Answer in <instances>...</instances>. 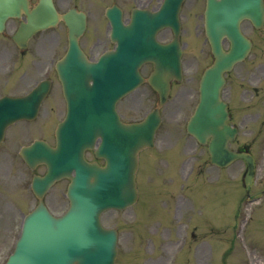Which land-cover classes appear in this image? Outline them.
I'll use <instances>...</instances> for the list:
<instances>
[{
    "label": "rangeland",
    "instance_id": "obj_1",
    "mask_svg": "<svg viewBox=\"0 0 264 264\" xmlns=\"http://www.w3.org/2000/svg\"><path fill=\"white\" fill-rule=\"evenodd\" d=\"M247 33L255 39L257 48L247 63L238 66L236 70H234V72L229 76V85L226 89V95L236 105L241 100H243V102L245 100L254 102L255 105L251 112L243 113L238 120L239 122L245 120L246 123L253 120L248 128H246L244 135L241 137L240 143L250 146L262 164L264 162V141L261 140L263 136V130H261V137L260 135H257V138L259 137L258 139H260L257 142L248 140L246 136H248V134L251 132L250 130L254 128V122L257 120V118H259V116L264 119V111L260 110L259 105H257L258 100L264 96V33H255L252 28H249ZM185 41L188 42V47L184 58L186 79L181 84V86L177 87L171 102L164 110V124L158 135L157 148L154 152L156 155L157 153L163 154L169 149L173 148L175 145L176 147L174 149L181 147L183 155H186L189 159L195 161L197 169L195 174L196 179H199L201 173L203 172L207 177V174L209 173L210 179L214 181L216 180L215 177L218 175V170L213 169L211 171L210 169L208 170V168L204 170L206 167L205 161H207L206 151L204 149L198 148L196 142L191 138H185V124L197 101L198 78L200 76L201 70H203V68L210 62L208 56L210 48L209 46H205V41L202 37L199 39H187ZM0 52L13 53L14 45L10 43V41H0ZM192 63L197 66H192ZM257 84L260 85L257 86ZM26 86L27 84L17 83L16 88L11 86V88L8 89L6 84L3 83V78L1 79L0 74V93L10 91L14 92L26 88ZM256 87L261 89L260 98H256L254 96L253 89ZM152 96L153 95L151 91H148L146 87L138 90L129 97L127 100L128 105L122 106L123 113L127 118L134 120L141 118L144 113L150 110L152 107L153 101L149 100L152 98ZM240 98L241 100H239ZM263 100L264 99H261L260 102L262 105L264 104ZM259 111H261V113H259ZM260 120L261 119H259V121ZM156 157L157 156H153V158H151L153 160L156 159ZM187 165L191 164L184 162L182 169H184V167ZM177 166L178 161L176 159L171 161L167 158L164 167L162 162L158 164V172L159 174L168 173L173 171V169L175 170ZM244 169L245 167L242 163H237L228 170L224 171L225 177H227L230 181H232V179L235 180L233 189H237V193L240 195V200L242 199L244 192L240 184L241 175L244 172ZM182 173L183 171L181 172V175ZM25 174L27 173H23V176ZM160 186L162 187V185ZM185 187L186 184L181 183L182 191L185 190ZM262 187L263 185H257L253 190L255 191L262 189ZM229 189L230 182H223L220 185H213L209 181L202 180L198 185L192 186L190 192L187 195L177 194L176 196L183 198L189 206L190 214L186 217V221L188 223L199 221L201 226L206 228L210 223L211 216L208 212V205L210 203L209 190L226 192ZM181 190L178 188L177 192L180 193ZM5 197H7V194L2 187L0 192V203ZM49 203L51 204L54 211L58 212L62 210L58 190H56L50 196ZM263 205L264 199L259 203V205H253L252 207L255 210L257 207L261 208ZM5 206L6 203L0 210V219L2 218V222L0 221V229L2 228V232L0 233V260L3 257L4 261L10 254L14 240L20 231V225L22 221L21 215L6 213ZM181 207H184V203H182ZM222 207L224 208L223 210L227 215L224 223H222L220 227L211 226L210 230L208 231L209 233H207L206 236L200 234V237L195 238L193 242L189 243L187 250L191 248L194 249V251L193 254L192 251L187 252L190 259L187 260L186 264H213V262L216 264L217 259L215 257V261L213 260L210 247L207 244L208 241L215 248L216 255L219 254V256H221V259L224 252L234 246L233 250L227 256V264H264V249L257 250L253 245L248 244V241L251 237L250 234H252V227L250 228L245 226L243 228L242 225L241 230V237L245 238L248 251H246V248L244 247L245 245L238 239L239 235L235 232V230H232V227L236 224V220L238 222L240 221V218H236V220L234 219L235 215H244V210L247 206H231V202L227 200V202H225ZM262 209L264 210V206ZM141 210L143 212V233L147 234L149 232V228L157 224L158 221L155 216V211L148 210V206L145 202L141 205ZM173 210L174 204L171 206L170 210L165 211V214L169 219L170 217L172 219ZM158 211L164 213L162 206L158 208ZM184 212L185 209L183 213ZM181 216V211L176 213L174 226H167L164 228L159 227L158 229L154 228L152 230V240L150 239V241H146L143 246L144 256L146 258H144L140 252L139 254L143 258L138 256V252L136 254L133 253L135 239L139 232L138 230L132 228L134 214L131 210L121 214L120 216H117L116 213L109 212V214L104 217V223L107 226L114 227L119 224V221L122 220L123 217H131L130 227L127 226V228L122 231L123 233L121 235L120 263L137 264L140 261V264H172L176 256L179 255L175 253L176 244L179 238L187 237L188 241L190 235L192 234V229L188 228L187 224H183L184 220L181 219ZM213 219L219 220L218 216H213ZM253 229L254 245L264 248V220L261 219V214L259 212H256ZM245 235L247 236V239ZM206 237H208L207 242L205 240ZM221 259L217 264H222Z\"/></svg>",
    "mask_w": 264,
    "mask_h": 264
},
{
    "label": "water",
    "instance_id": "obj_2",
    "mask_svg": "<svg viewBox=\"0 0 264 264\" xmlns=\"http://www.w3.org/2000/svg\"><path fill=\"white\" fill-rule=\"evenodd\" d=\"M22 3V0H0V26H2L6 16H16L19 15L22 10H25ZM263 12V0H222L216 8H211L209 14L208 36L213 47L215 64L212 68L206 71L202 79L201 102L196 115L190 124V129L202 142H205L209 135H213L214 141L211 144V153L213 154V161L219 164H221V162L218 161L219 158L225 157L226 159H224L226 161L228 155H231L227 152L225 145L226 139L232 137L231 131L226 125L228 117L226 106L220 101V88L224 83L223 72L229 71L236 62L244 59L250 48V43L242 36L239 30L240 20L243 18H249L252 20L255 27L259 28L263 23ZM32 27L33 29H36L38 23L34 22ZM224 36H227L231 41L232 48L230 53H225L221 47L220 43ZM174 48H176L177 51L176 62H174L175 60L173 58L169 63L162 65L161 70H159L153 81V86L160 93L161 103L165 102V94L168 89L166 73L173 71L177 78L180 77V54L177 42ZM169 53L170 57H173V55L175 56V51L174 54L173 52ZM154 129L155 127L151 131V126H142L139 130V126H133L130 131L134 135H136V131L139 132V146H142L151 143ZM150 132L151 135H149ZM134 144L135 138L132 137V146ZM131 150L132 153L129 155L130 157L134 156L136 148H132ZM128 161V158L125 159L124 164ZM133 163L135 162L133 161ZM127 166L119 169V173L117 175H112L110 179L109 184L115 186H112L109 189L108 196L104 203H107V205L109 204L111 207L121 208L125 204L131 203L134 200V190H132L133 170L131 169V167H134V164H131V167L128 164ZM90 169L96 175L102 171L93 167ZM107 173L108 174L105 176H100L104 177V179H108L110 176V170ZM91 194L92 195H89L88 191L85 196L82 197V200L86 202L89 196L93 197L94 193L91 192ZM71 201V210L72 212H76L79 207V201L76 202L74 197ZM101 209L102 208L96 211L97 217H95L93 221H89L86 224L83 222L78 223L82 230L81 232H83L85 237L91 241L90 247H86L82 244L76 245L75 247L73 246L70 248L68 256L59 259H57L54 254L49 253V255L46 256V264H53L54 262H57L58 264H87L88 261L96 264L102 260L101 257L108 260L100 264H114L116 242L113 241L109 244L104 241V237L101 235V232H105L101 228L98 219V214H100ZM47 219H49L48 223ZM45 221L46 223H44ZM67 222L69 221L66 220L64 222L65 225H68ZM58 223V220L52 219L47 212H44L43 214L41 213L35 216L29 222L28 226L35 234H40V227L45 224L47 230L52 232L51 236L53 238H58L61 234L60 227H57L60 226ZM95 239L97 240L96 242ZM40 251L35 244L27 246V248L20 253L21 257H23V264H44V254L40 253ZM25 258L27 261H24ZM48 258L53 259V261H49ZM58 260L61 261V263L58 262Z\"/></svg>",
    "mask_w": 264,
    "mask_h": 264
}]
</instances>
